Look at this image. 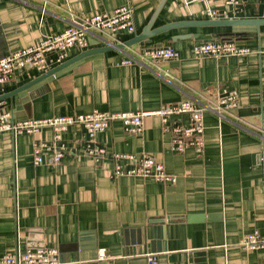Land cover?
Listing matches in <instances>:
<instances>
[{"label":"crops","instance_id":"obj_1","mask_svg":"<svg viewBox=\"0 0 264 264\" xmlns=\"http://www.w3.org/2000/svg\"><path fill=\"white\" fill-rule=\"evenodd\" d=\"M237 1L165 0L155 15L161 0H0V58L124 4L132 7L135 24L133 33L90 34L85 48H70L46 71L15 70L0 84V96H6L0 111L14 118L94 110L147 113L137 134L125 132L119 121L92 139L81 125L68 126L57 141L63 151L58 163L50 149H41V162H34L35 144L52 143L51 128L37 134L0 132V255L43 244L57 248L61 261L85 264H146L149 252L158 264H264V248L249 250L239 243L254 231L264 236V24L198 22L264 19V0ZM212 10L219 14L212 16ZM152 21L151 29L195 22L151 42L117 46ZM226 38L249 52L215 57L191 51L196 44ZM160 45H171L178 57L120 64L131 49ZM95 48L103 49L65 64ZM225 90L237 92L234 115L221 118L206 110L202 151H172V134L154 112L185 99L207 105ZM170 122L186 124L187 116ZM93 144L105 148L103 157L87 153ZM115 152L151 155L176 180L113 177ZM100 249L108 256L104 260L97 259Z\"/></svg>","mask_w":264,"mask_h":264},{"label":"built area","instance_id":"obj_2","mask_svg":"<svg viewBox=\"0 0 264 264\" xmlns=\"http://www.w3.org/2000/svg\"><path fill=\"white\" fill-rule=\"evenodd\" d=\"M191 2L202 0H189ZM237 5V0H226L225 5ZM226 13V10H223ZM219 12L212 10L211 15L217 16ZM124 30L135 32L133 9L130 4H124L115 8L111 13L98 12L81 19L80 23H74L62 32L44 37L42 40L24 48L11 51L0 58V84L10 79L17 69H35L46 71L51 60L62 62L72 47L83 49L88 45L89 36L92 33L114 34ZM192 53L198 56L210 55L223 57L228 55H244L249 52L247 47L238 46L232 39H212L192 47ZM53 56V57H52ZM178 52L171 45L147 46L142 49H131L127 57L120 62L129 65L136 61L155 64L156 62L177 58ZM239 106L237 92L225 90L216 101L202 106L193 100L185 99L171 104L163 105L154 113L161 120L162 128L172 134L171 150L182 152L188 147H193L200 152L204 146V122L203 114L206 110L215 111L221 118L233 116ZM146 112H101L94 110L87 113L55 115L43 118H14L9 111H0V132L17 134H37L41 129L48 127L53 130V141L50 144L41 142L35 144L34 162H41L39 151L50 149L53 151L52 161L58 163L63 155L62 149L57 146L61 133L70 125H81L90 139L97 131L104 130L111 123L119 121L125 132L130 134L140 133L143 129V117ZM180 115L187 116L186 124L170 122L171 118ZM264 135V134H263ZM105 148L93 144L87 148V153L96 159L105 155ZM114 165L112 176H144L155 180L173 183L176 176L166 172L163 164L151 155L136 156L131 153L115 152L112 154ZM129 163L128 166L121 161ZM240 245L249 250L264 248V236L254 231L242 236ZM108 256L104 249L98 250L97 259L104 260ZM146 264H158L155 253L145 255ZM0 264H85L81 261H61L59 252L55 247H47L43 244L31 246L23 253H7L0 255Z\"/></svg>","mask_w":264,"mask_h":264},{"label":"water","instance_id":"obj_3","mask_svg":"<svg viewBox=\"0 0 264 264\" xmlns=\"http://www.w3.org/2000/svg\"><path fill=\"white\" fill-rule=\"evenodd\" d=\"M165 0H161L157 10H156V13L155 15L158 13V11L160 10L161 6L163 5ZM154 15V16H155ZM193 22L195 21H176V22H171V23H167V24H164V25H161L159 27H156V28H152L151 29V26L153 24V21L151 23H149L145 28H143V30L141 31V33L139 35H136L134 36L133 38H131L130 40L128 41H125V42H121V44L117 45L119 47H123V46H132L138 42H151L152 40V37L158 35V34H161V33H165L167 34V32L173 28H176V27H180V26H186V25H190V24H193ZM199 23H204L206 25H247V24H253V25H261V24H264V19H236V20H205V21H198ZM180 36H174L173 39H176ZM228 39V38H226ZM106 48V47H105ZM103 48H95V49H89V50H85L83 52H81L79 55H77L76 57L68 60L67 62H65V64L67 63H71L73 62L74 60L80 58V57H83L87 54H90L92 52H95V51H99ZM56 71V68L55 69H52V70H49L46 72V74H52ZM6 96H0V99H3L5 98Z\"/></svg>","mask_w":264,"mask_h":264}]
</instances>
